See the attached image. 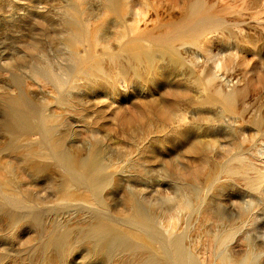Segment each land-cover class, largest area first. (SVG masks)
<instances>
[{"label": "rangeland", "instance_id": "374dc122", "mask_svg": "<svg viewBox=\"0 0 264 264\" xmlns=\"http://www.w3.org/2000/svg\"><path fill=\"white\" fill-rule=\"evenodd\" d=\"M122 3L128 13L118 25L106 0H0V202L6 204L3 194L11 197L18 189L31 205L41 201L36 210L42 215L39 226L30 219L15 222L11 216L23 209L5 205L0 264L141 261L127 253L88 254L92 245L79 233L99 207L51 160L32 158L49 166L45 174L27 168L24 137L13 144L6 108L21 92L47 104L68 150L86 157L93 146L100 148L108 171L116 172L103 192L104 209L114 218L128 217L130 189L171 223L172 235L186 234L184 248L201 261L222 264V250L231 264L249 252L246 264H264V0ZM75 10L94 39L90 48L79 45L81 55L90 50V75L75 71L60 104L59 92L34 72L61 74L73 65L66 43L75 33L67 25ZM200 17L215 19L218 27L210 34L187 32ZM145 48L153 51V60L131 67L129 55ZM164 49L181 63L162 57ZM95 62L104 76H98ZM117 80L112 91L108 84ZM31 140L40 148L38 135ZM66 186L94 210L75 207L55 224L49 211L60 207ZM55 232L66 233L58 237V249L45 246ZM218 236L224 247L216 245Z\"/></svg>", "mask_w": 264, "mask_h": 264}, {"label": "bare ground", "instance_id": "6f19581e", "mask_svg": "<svg viewBox=\"0 0 264 264\" xmlns=\"http://www.w3.org/2000/svg\"><path fill=\"white\" fill-rule=\"evenodd\" d=\"M106 1L107 11L115 13L120 20L119 23L117 22L118 25H122L124 21L121 19L128 13L122 0ZM75 12V14L68 13L67 25L75 33L70 37V40L67 39L69 41L66 43L69 48V59L73 65L65 69L61 74L47 69L35 70L34 72L37 77L42 76L45 78L59 92L60 104H65L63 97L69 94V84L74 78L73 73L75 71L80 70L83 75H90V69H87L86 65L91 57L89 48L94 39L90 41L93 37L89 33L87 22L81 18L79 11L75 10ZM217 24L218 21L215 19L208 21L200 17L194 25L187 28V32L196 35L210 34L218 27ZM83 42L89 48L85 50L84 55H81L79 45H82ZM164 54L170 55L171 61L175 64L181 63V60L170 49L161 51L160 55L162 57ZM154 57L153 51L145 48L139 51L138 54H130L128 61L133 67L134 63L143 60L150 62ZM99 66L100 63L95 62L93 68L98 70ZM98 76H104V73L99 71ZM138 77L140 76L138 75ZM117 82L119 83L120 81L117 80L112 84H108L111 86L110 89L112 91L117 89ZM6 108L10 121L8 130L13 132L12 135L15 141L13 144L18 143L19 139L24 137L23 142L25 144H22V147L25 148L26 157L23 159L24 161H29L27 168L33 173L45 174L49 170V166L35 162L32 158L51 160L57 168L64 172V178L67 181L71 182L76 188L89 192L93 198V203L99 207V210L94 211L92 214V224L79 233L81 240L88 241L92 245L88 250V254L91 257L111 258L116 253H127L139 256L141 258L140 264H208L201 261V258L191 250L184 248L183 240L186 234L172 235L173 227L171 223L165 224L164 216L158 215L155 208L144 200L141 193L129 189L126 199L127 218H114L111 212L105 210L103 192L109 187L116 172L108 171L109 165L103 162L102 152L97 145L93 146L86 157H79L68 150L61 138L58 137L57 125L54 124L56 121L55 114H53L47 104L38 105L27 97L24 92H21L17 99L8 103ZM34 135L39 136L37 144L40 145V148L34 149L33 145L35 142L31 140ZM129 186L130 184H128V188H130ZM62 191L66 195L64 199H61L60 207L49 211L55 224L60 223L65 216L70 215L75 207L84 206L86 209L94 210L92 203L77 197L70 187H63ZM15 192L14 196L11 197L3 194L6 204H12L16 208L23 209L22 214L17 213L11 217L15 222L21 219H30L34 226H39L42 222V215L36 208L41 204V201L34 202L31 205L25 200L26 195L24 192L18 189ZM6 204L0 202L1 213L6 210ZM114 221L117 224L113 223ZM117 225H124L128 230L124 231ZM58 237L60 239L65 238L66 233L62 235H57L56 232L51 234L45 242V246L58 249L60 247L58 243L60 239ZM155 243L160 244L158 249L154 247ZM216 245L219 248L224 247L225 241L218 236ZM251 254V252L247 253L246 257L239 260L236 264H246ZM219 256L222 264H231L230 258L227 257L224 251L221 250Z\"/></svg>", "mask_w": 264, "mask_h": 264}]
</instances>
